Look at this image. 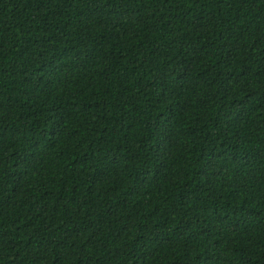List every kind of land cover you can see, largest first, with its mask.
Returning a JSON list of instances; mask_svg holds the SVG:
<instances>
[{
    "label": "trees",
    "instance_id": "16d2710c",
    "mask_svg": "<svg viewBox=\"0 0 264 264\" xmlns=\"http://www.w3.org/2000/svg\"><path fill=\"white\" fill-rule=\"evenodd\" d=\"M0 264H264V0H0Z\"/></svg>",
    "mask_w": 264,
    "mask_h": 264
}]
</instances>
